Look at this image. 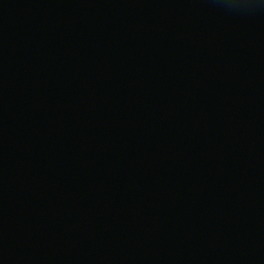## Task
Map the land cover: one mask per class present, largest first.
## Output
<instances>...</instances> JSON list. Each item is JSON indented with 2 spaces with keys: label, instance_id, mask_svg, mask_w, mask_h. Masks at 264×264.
I'll return each mask as SVG.
<instances>
[{
  "label": "water",
  "instance_id": "obj_1",
  "mask_svg": "<svg viewBox=\"0 0 264 264\" xmlns=\"http://www.w3.org/2000/svg\"><path fill=\"white\" fill-rule=\"evenodd\" d=\"M0 264H264V0H0Z\"/></svg>",
  "mask_w": 264,
  "mask_h": 264
}]
</instances>
